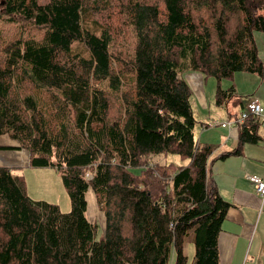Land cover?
Instances as JSON below:
<instances>
[{"label":"trees","instance_id":"16d2710c","mask_svg":"<svg viewBox=\"0 0 264 264\" xmlns=\"http://www.w3.org/2000/svg\"><path fill=\"white\" fill-rule=\"evenodd\" d=\"M112 1L0 0V15L45 29L41 40L0 42V139L17 142L0 151L27 150L31 166L56 169L72 204L64 213L33 199L20 167L0 164V264H187L191 231L192 264H220L231 203L210 176L218 146L199 139L210 123L196 118L185 75L263 74L264 0ZM106 11L118 18L93 19ZM26 83L49 91L50 106L14 92ZM233 95L218 87L217 103ZM238 126L239 147L220 158L260 140L258 117ZM91 188L104 215L98 239Z\"/></svg>","mask_w":264,"mask_h":264},{"label":"rangeland","instance_id":"374dc122","mask_svg":"<svg viewBox=\"0 0 264 264\" xmlns=\"http://www.w3.org/2000/svg\"><path fill=\"white\" fill-rule=\"evenodd\" d=\"M142 1H155V0H142ZM118 1L113 0L112 5H116ZM111 14V16L109 15ZM0 19V42L1 46L4 43H8L15 39L25 40V39H36L41 40L44 35L45 29L44 27L36 26L32 22H27L21 19V17H11L6 14H1ZM100 18L102 22L108 21L109 18H114L115 20L118 18L115 11H106L100 12L93 16V19ZM255 39L257 43V49L259 56L264 63V31H256L255 32ZM205 78V90H202L205 93L206 102H208V106L204 107L199 99V105L196 104L197 94H194L195 86H192L190 82L189 74L185 75V79L191 85L193 90V109L196 112V118L200 120L202 123L210 122V127H218V125L224 124L225 128H230L233 125V120L237 115H240L243 110L247 108L248 102L252 98H258L257 96H261L264 99V72L263 74L259 71L256 72H244L238 71L234 74V77L226 78L221 81H218L215 76H206ZM220 87L222 90L228 92V94H234L232 97L228 99L227 106L221 105L217 103L216 95L217 89ZM102 91H105L104 85H102ZM14 92L17 94L28 95L30 93L34 94L37 98H40V101L45 104V106H50L51 104V93L44 89L33 88L29 84H16L14 86ZM246 104L244 109V105L242 107L241 102ZM20 111L23 108H19ZM206 114V115H205ZM204 117V118H203ZM245 121V120H244ZM242 120H238L235 122V125H239L240 123L244 122ZM200 123V126H202ZM261 121V127H262ZM260 127V128H261ZM227 128L224 129V133H226ZM239 133V128L234 127ZM232 128V129H234ZM220 131H223L222 127L218 128ZM217 132L213 135V138L217 139L219 137ZM2 139H6L9 142H17L8 137V135H4L1 137ZM239 147V145H237ZM236 147V148H237ZM235 148V149H236ZM27 151V150H26ZM28 152V151H27ZM29 153V152H28ZM30 154V153H29ZM244 155L243 147L241 148V155L235 154V156L242 157ZM221 154L217 157L220 158ZM234 156V155H233ZM30 157V155H29ZM230 157V156H229ZM227 158V157H226ZM220 158V159H226ZM169 161H174V165L176 166H188L189 160L182 158L177 155L169 156ZM9 167H20L19 173L24 175L25 182H26V190L27 194L35 200H44L50 203L58 204L62 212L67 213L71 211L72 204L69 194L65 188L63 178L61 173H59L56 169L52 167H34L31 166L30 163L26 165H17V164H10V162L5 161L1 164ZM133 173L138 175L141 172L140 168H134L131 170ZM210 171V168H209ZM220 182V181H219ZM255 183L254 181H252ZM221 183V182H220ZM256 185V183H255ZM257 188V187H256ZM88 199V210L87 216L91 221L97 222L99 227L97 231V239L100 238L103 234V227H104V215L99 210L95 192L91 188L87 194ZM262 200L264 198H261ZM195 233L191 231L187 236L185 242V255L188 258L187 264H192L195 257ZM220 257V252H219ZM170 264H175V260L172 259Z\"/></svg>","mask_w":264,"mask_h":264},{"label":"crops","instance_id":"0c3cea01","mask_svg":"<svg viewBox=\"0 0 264 264\" xmlns=\"http://www.w3.org/2000/svg\"><path fill=\"white\" fill-rule=\"evenodd\" d=\"M189 76L192 86L196 87L194 94H197V106L200 107L199 99L200 103L207 107V98L202 92L205 90V76L198 72L189 73ZM257 97L264 105L262 95ZM227 104L228 100L223 105ZM241 104L245 109L246 104L243 101ZM220 126L223 131L218 129ZM230 126L232 127H226V133L224 124L205 128L199 137L201 142L218 146V151L213 152L211 157L209 173L222 197L231 203L219 236L220 264H264V199H261L255 183L248 177L255 175L264 179V127L258 130L261 136L259 141L244 144V155L239 159L235 155L226 159L217 158L238 144L240 130L237 133L234 127L239 126L235 123ZM217 129L219 137L215 139L213 135ZM0 144L17 145L2 138ZM4 160L23 166L29 164V153L26 150H1L0 164ZM173 257L175 258L174 254Z\"/></svg>","mask_w":264,"mask_h":264},{"label":"built area","instance_id":"2783aa9c","mask_svg":"<svg viewBox=\"0 0 264 264\" xmlns=\"http://www.w3.org/2000/svg\"><path fill=\"white\" fill-rule=\"evenodd\" d=\"M250 116L258 117L260 119V121H262V125H263L262 127H264V105L260 102V100L258 98H252L248 102L247 108L245 110H243L240 115L236 116L235 120H233V123H235L239 119L244 121ZM248 177L256 183L257 191L264 188V180L263 179H261L258 176H255V175H250ZM263 192H264V190H263ZM261 198H264V193L261 196Z\"/></svg>","mask_w":264,"mask_h":264},{"label":"bare ground","instance_id":"6f19581e","mask_svg":"<svg viewBox=\"0 0 264 264\" xmlns=\"http://www.w3.org/2000/svg\"><path fill=\"white\" fill-rule=\"evenodd\" d=\"M263 190H264V188H262V189L258 190L261 196H262V195H263V193H264V192H263Z\"/></svg>","mask_w":264,"mask_h":264}]
</instances>
